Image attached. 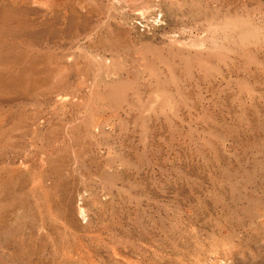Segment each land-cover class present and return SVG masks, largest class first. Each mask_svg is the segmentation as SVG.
<instances>
[{
    "label": "rangeland",
    "instance_id": "1",
    "mask_svg": "<svg viewBox=\"0 0 264 264\" xmlns=\"http://www.w3.org/2000/svg\"><path fill=\"white\" fill-rule=\"evenodd\" d=\"M0 264H264V0H0Z\"/></svg>",
    "mask_w": 264,
    "mask_h": 264
},
{
    "label": "bare ground",
    "instance_id": "2",
    "mask_svg": "<svg viewBox=\"0 0 264 264\" xmlns=\"http://www.w3.org/2000/svg\"><path fill=\"white\" fill-rule=\"evenodd\" d=\"M145 15V14H144Z\"/></svg>",
    "mask_w": 264,
    "mask_h": 264
}]
</instances>
